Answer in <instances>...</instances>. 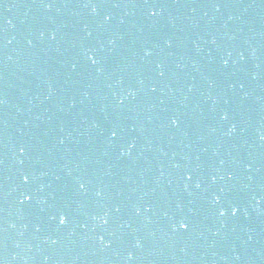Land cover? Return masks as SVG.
I'll return each mask as SVG.
<instances>
[{"label": "water", "instance_id": "95a60500", "mask_svg": "<svg viewBox=\"0 0 264 264\" xmlns=\"http://www.w3.org/2000/svg\"><path fill=\"white\" fill-rule=\"evenodd\" d=\"M0 104L149 264H264V0H0Z\"/></svg>", "mask_w": 264, "mask_h": 264}, {"label": "snow or ice", "instance_id": "6c2138e0", "mask_svg": "<svg viewBox=\"0 0 264 264\" xmlns=\"http://www.w3.org/2000/svg\"><path fill=\"white\" fill-rule=\"evenodd\" d=\"M92 63L93 64H95L96 63V60H92ZM81 187H83V185H81ZM25 199H30V197H25ZM221 214H223V213H221ZM233 215H235V211H233ZM66 221H65V217H63V216H61L60 218H59V223L61 224V225H63L64 223H65ZM180 228H182V229H187V225L185 224V223H181L180 224Z\"/></svg>", "mask_w": 264, "mask_h": 264}]
</instances>
